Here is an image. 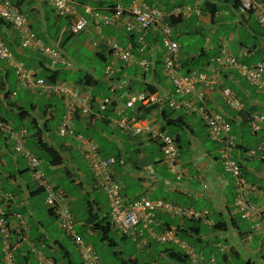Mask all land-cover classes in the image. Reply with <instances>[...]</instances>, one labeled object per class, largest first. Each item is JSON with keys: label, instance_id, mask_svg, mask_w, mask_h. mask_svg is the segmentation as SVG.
I'll use <instances>...</instances> for the list:
<instances>
[{"label": "crops", "instance_id": "1", "mask_svg": "<svg viewBox=\"0 0 264 264\" xmlns=\"http://www.w3.org/2000/svg\"><path fill=\"white\" fill-rule=\"evenodd\" d=\"M71 1L77 5V14L88 21L84 33L94 38L92 47L89 37L82 44L70 43L69 49H73L74 55L67 56V52L62 49L66 57L75 64L72 71L61 70L60 67L52 69L47 63L37 66L39 60L33 57L39 56L38 53L22 49L17 31L0 23L2 40L14 54L29 63L32 62V68L39 74L46 68L60 73L69 72V75H82L75 80L88 75L91 82L80 79V85H76L81 93L92 100L111 97L112 104L106 111L98 113L94 107L90 116H80L75 125L97 143L104 158L116 159L112 172L120 185V193L125 202L131 203L145 195L151 200L160 199L207 213L206 218L200 221H182L167 214L157 213L154 224L148 227L141 225L130 235L119 233L110 225L108 204L107 212H102L99 196L102 193L106 197L105 193L98 187V182L87 164L85 163L90 178L81 168L79 161L82 157L75 140L70 137L59 138L56 128L52 131L49 127L56 117L54 111L60 106L62 110L59 124L65 110V101L60 97L52 96V99L46 96V103L41 109L34 104L30 105V109H26L23 105L15 103L7 87L9 72L13 70L0 62V119L7 122L13 131L27 129L25 145L32 152L30 146H36L42 154L39 157L33 152L42 161L43 174L55 185L72 211L75 232L84 242L85 236L88 235L98 242L100 248L113 249L110 252L120 264H161L165 259L167 264H189L187 258L179 260L173 255L176 252L184 254L179 246L161 244L156 240V235L168 228L177 229L179 239L191 246L204 262L213 260L214 264H264V241L251 231V222L241 219L234 209L233 178L224 171L219 161V146L210 139L205 126L198 118L187 116L182 111H177L180 114L174 112L172 118L181 115L183 119L174 126L167 127L173 129L172 132L166 131L167 128L164 130L176 137L177 159L184 173L180 181L175 180L163 162L158 142L123 131L117 126L118 111H121L129 116L137 114L154 128L162 130L165 125L162 113L169 110L166 108V102L178 99L164 74L165 48L161 43L159 28H151L145 34L138 29L126 32L122 22H118L114 26H102L97 29L93 26L91 17L84 12L86 7L108 15L113 5L121 4L128 8L132 0ZM144 1L148 6L159 8L164 14L162 20L172 26V39L180 47L182 73L209 68L215 75L219 74L217 68L210 67V60L222 47L241 63H264V26L257 20L259 10H264V0H256V9L246 16L238 14L237 0ZM187 8L191 9L189 14L185 13ZM20 10L27 16L33 30L35 21L43 23V26L37 29L39 33H36L40 38L44 36L49 40L46 43L42 39L46 44L57 47L60 42L68 44L67 21L59 24L62 29L55 39L50 38V23L55 19V15L46 0H22ZM196 11L200 13L197 14ZM178 37L186 38L188 49ZM194 37L198 39L196 44ZM107 41H114L129 50L133 58L127 63L115 59ZM192 49H197L195 55ZM142 59L150 64L147 73L137 64L138 60ZM247 61L250 63H246ZM94 62L103 65L102 71L95 67ZM196 62L199 66L197 68L194 67ZM111 64H114L119 72L106 77L104 69ZM148 85L155 89L159 102L142 106L146 107L147 111L140 110V104H136L134 110L127 109L125 103L128 93L148 91ZM217 86L211 90L203 86L198 89L205 93L208 107L222 115L230 124V134L235 141L232 157L239 163L243 175L252 187L248 199L253 204L264 206V159L263 152L259 149V144L264 141V135H261L264 133V122L260 124L257 132H253L249 125L251 114L264 117V94L249 85L235 70L219 74ZM221 87L231 89L233 96L242 105L241 111H234L225 104L220 93ZM30 93L42 95L37 92ZM11 114L15 120L9 117ZM189 118L193 120L188 121ZM13 143L9 134H0V209L5 212L10 226L11 242L17 244L23 235L21 244L14 252V264H39V255L53 260L54 264H82L76 246L63 233L55 216L45 204L44 193L32 180L26 160L13 153ZM42 145L52 147L58 152L62 157L60 165L53 166L48 163L44 150L40 148ZM254 163H262V168ZM146 167H149L148 171ZM64 178L68 180L69 192L74 193L72 197L56 183H64ZM5 194H11L12 198L6 200L3 197ZM214 226L218 228L215 229ZM76 228L79 231H76ZM111 233L119 236V245ZM90 245L102 261L95 246ZM121 245L123 249L117 251V247ZM71 247L74 248V254L71 253ZM1 248L0 238V264L3 259ZM102 263L104 264L103 261Z\"/></svg>", "mask_w": 264, "mask_h": 264}, {"label": "built area", "instance_id": "2", "mask_svg": "<svg viewBox=\"0 0 264 264\" xmlns=\"http://www.w3.org/2000/svg\"><path fill=\"white\" fill-rule=\"evenodd\" d=\"M53 8L54 14L59 19L69 20V34L77 35L86 30L88 21L77 14V5L71 0H46ZM237 12L240 16H246L253 12L256 7V0H237ZM108 15L101 14L97 9L86 7L84 12L91 17L93 26H114L122 22L126 32L138 29L142 34L151 28H159L161 32V43L165 48L163 70L167 80L171 83L178 99H170L166 106L174 111H182L187 116H195L207 129L210 139L218 144L219 161L225 172L230 174L234 181L235 200L234 209L239 213L241 219L251 222V231L258 234L264 241V206L253 204L248 199L252 187L243 175L239 163L232 157L235 141L231 136L230 124L219 113L213 112L207 105L205 93L198 87L211 89L217 88L218 75L227 70H235L251 86L264 94V63L244 64L237 60L225 48L210 60V67L217 68L216 74L209 68L192 70L182 73V62L180 60V47L172 39V26L162 19L163 12L157 8L148 6L144 0H132L128 8L121 4H115L109 9ZM191 12L190 8L185 10L186 14ZM198 13V11H196ZM258 23L264 26V10L260 9L257 15ZM0 21L10 26L19 34V45L22 49L33 50L39 56L50 63V67L62 66L65 69H74V63L67 59L55 45L46 44L37 33L31 28L26 15L9 0H0ZM143 36V35H142ZM143 44L142 37L140 38ZM113 57L122 62H129L133 55L129 50L122 48L114 41H107ZM144 47V45H143ZM0 62L13 69L20 89L27 92H37L42 95L60 97L65 101V110L57 127L59 137H71L75 140L77 149L82 159L86 162L93 177L98 182V187L106 195L109 208L111 226L123 235H130L139 226L148 227L156 222V213H163L181 220L200 221L206 218V212H200L193 207L179 206L164 200H151L141 195L131 203L125 202L120 193V185L114 178L112 167L116 164L113 157H102L98 145L89 137L78 134L75 131L74 111L81 116H90L93 108L102 113L112 104L111 97H103L92 100L85 96L73 84L56 80L49 82L40 77L38 72L28 68L22 61H19L10 48L0 36ZM138 66L147 73L150 64L147 60H138ZM119 69L114 64L104 69V75L111 77L118 73ZM113 90V89H112ZM220 93L225 104L234 111H241V103L233 96L228 87H221ZM15 92L11 94L12 97ZM159 102L157 93L149 91L128 93L125 107L135 109L136 104L148 106ZM119 119L117 126L134 135L145 136L149 140L158 142L160 150L168 170L174 175L176 181H180L184 173L178 163V148L176 137L160 129L154 128L146 120L137 114L127 115L118 111ZM264 117L260 114L249 116V125L253 132L260 129ZM7 133L13 143V152L22 156L28 165L31 178L36 186L44 193L45 204L52 211L63 233L70 238L79 252L82 264H102L97 252L85 244L82 238L74 230V220L68 205L63 201L59 191L53 183L42 172V161L39 160L25 146V139L28 132L25 128L13 131L10 125L0 120V134ZM263 152L264 141L259 144ZM2 161L0 158V165ZM149 170V167H146ZM6 200L12 198L11 194L3 196ZM20 218V216L18 215ZM21 232L20 229H18ZM23 240V235L20 236ZM0 238L1 251L3 253L2 264H14V252L18 245L11 242V229L7 218L0 209ZM156 240L161 244H174L180 247L189 260V264H214L213 260L204 262L194 249L186 242L179 239L177 231L169 228L156 235ZM39 264H54V262L42 255L38 257ZM176 264V263H174Z\"/></svg>", "mask_w": 264, "mask_h": 264}, {"label": "rangeland", "instance_id": "3", "mask_svg": "<svg viewBox=\"0 0 264 264\" xmlns=\"http://www.w3.org/2000/svg\"><path fill=\"white\" fill-rule=\"evenodd\" d=\"M26 7V6H25ZM49 14V13H48ZM27 17V16H26ZM29 18V17H28ZM59 22H61V23H65V20H63V19H60L59 20ZM35 23H36V25H34V29H35V31L36 32H38L39 30H37L38 29V27L39 28H41L42 26H43V23L41 22H39V21H35ZM44 25H45V23H44ZM39 33V32H38ZM87 37H89V41H90V45H91V47H92V44H93V40H94V38L90 35V34H86V33H80V34H78V35H75L72 39H69V41H68V44H66L65 46H64V50L67 52V56H69V55H74V53H73V49L72 48H70L69 49V47H70V43L71 44H75L76 45V43H83L86 39H87ZM178 40L182 43V45H185L186 46V49H188V47H187V43H186V38L185 37H178ZM193 40H194V43L196 44V42L198 41V39L196 38V37H194L193 38ZM80 45V44H79ZM196 51H197V49H192V53H193V55H195L196 54ZM65 55H66V53H65ZM78 58H80V56H77ZM86 63H88L87 62V60H86ZM197 63L198 62H196L195 64H194V67H199L198 65H197ZM246 63H250V61H247ZM94 65H95V67L99 70V71H102V69H103V65L102 64H100V63H97V62H94ZM9 67V66H8ZM11 68V67H10ZM12 69V68H11ZM13 70V69H12ZM69 71H71V70H69ZM14 72V71H13ZM13 72H9V74H10V77H9V84L7 85V87L9 88V90L11 91V93H10V97H12L11 96V94L13 93V92H15L16 93V95L13 97V98H11V99H14V102L15 103H19V104H21V105H23V107L24 108H26V109H30L29 107H30V105H35V106H37V107H40V109L42 108V106L46 103V102H44V100H47V98H46V96H44V95H37L36 93H30V92H27V91H24V90H22V89H20V87H19V84H18V81H17V79H16V77H15V73L13 74ZM63 73V72H62ZM80 76H82V75H79V74H76V73H74V74H71L70 73V78H71V81L72 80H75V78L76 77H80ZM49 98V97H48ZM51 99V98H50ZM52 99H53V97H52ZM61 108H60V106L57 108V110L56 111H54V113H55V118L52 120V122L50 123V128H51V130L52 131H54V129L56 128L57 129V124H58V120H59V117H60V114H61ZM177 114H180L179 112H177ZM9 117H11V118H13L12 117V114L9 116ZM13 120H15L14 118H13ZM188 121H190V120H193V119H187ZM206 128V127H205ZM207 130V129H206ZM166 131H168V132H172L173 131V129H170V128H167V130ZM261 135H264V133H262ZM58 136V135H57ZM59 137V136H58ZM60 138V137H59ZM57 141V140H56ZM31 147V149L33 150V152L37 155V156H39V157H41L42 156V154L39 152V150L37 149V147L36 146H30ZM20 156V155H19ZM22 157V156H21ZM23 158V157H22ZM24 159V158H23ZM79 163H80V165H81V168L83 169V172H84V174L88 177V178H90V173H89V171H88V168H86V165H85V161H83L82 159L79 161ZM254 165L255 166H258V167H261L262 168V163H254ZM88 166V165H87ZM62 181H64V183H62V184H60V182H56L57 184L59 183V185H60V187H62L63 189H64V191L68 194V195H70L71 197H72V195L74 194V193H71V192H69V189H68V184H67V179H63ZM69 184H71V183H69ZM97 192H99V191H97ZM99 198H100V205L102 206V212L103 213H106L107 212V202H106V197L101 193V195L99 196ZM67 204V203H66ZM69 207V206H68ZM70 209V208H69ZM70 212H71V214H72V211L70 210ZM72 217H73V220H74V230H75V219H74V215L72 214ZM181 220V219H180ZM76 231H79L78 230V228H76ZM117 232V231H116ZM111 236H112V238H114L116 241H117V244L119 245L120 244V239H119V236L117 235V234H114V233H111L110 234ZM80 237V236H79ZM81 238V237H80ZM84 240H85V244H87V245H89V246H91L90 244H92V245H94L95 246V248L97 249V251L99 252V254L101 255V257H102V261L104 262V264H120V262L119 261H117L116 260V256H114V254H111V252H110V250H113V249H109V247H107V248H100V245L98 244V242H96L95 240H93L91 237H89L88 235L87 236H85V238H84ZM71 242V241H70ZM64 244L66 245V242L64 241ZM128 245H129V243H128ZM161 246V245H160ZM92 247V246H91ZM71 253H73L74 254V248L73 247H71ZM121 249H123V245H121V246H118L117 247V251H120ZM161 264H167V261H166V259L161 263Z\"/></svg>", "mask_w": 264, "mask_h": 264}, {"label": "trees", "instance_id": "4", "mask_svg": "<svg viewBox=\"0 0 264 264\" xmlns=\"http://www.w3.org/2000/svg\"><path fill=\"white\" fill-rule=\"evenodd\" d=\"M15 6H17L19 9L21 8V5H22V0H10ZM22 11V10H21ZM55 15V14H54ZM59 18L56 17L55 15V19H53V21H51L50 23V28H51V31H50V38L52 40L55 39L56 35H58V33L61 32V29L62 27L59 25L61 22H59ZM64 20V19H63ZM65 21H69L68 19H65ZM0 23H3L0 21ZM4 24V23H3ZM35 31V30H34ZM36 32V31H35ZM145 34V33H144ZM68 39H70V37H72L73 35L71 34H67ZM41 39L45 40V42L47 43L49 40H46L44 38V36H41ZM65 46L64 43H59V48L63 49ZM25 51H27V49H24ZM16 56V58L19 60V61H22L28 68H32L33 64L32 62H27L25 61L23 58L19 57L17 54H14ZM33 57V56H32ZM33 59L35 60H39V63L37 64V66H41V65H44L45 63H47L49 66H50V63L48 62L47 59L41 57L39 58V56H35L33 57ZM62 70V69H61ZM69 73V72H68ZM67 72H63V73H60L59 71H54V70H50V69H46L44 68V70L40 73V77H43L45 78L47 81L49 82H54L55 80H65V81H68V82H72L74 81L73 83L75 85H80V81L81 80H84V79H87L88 81L91 82V77H89L88 75H84L82 78H80L79 80H72L71 81V78H70V75L68 74ZM165 74V72H164ZM167 78V77H166ZM170 83V82H169ZM171 84V83H170ZM146 87V86H145ZM148 87V91L151 92V93H156L155 92V89L154 88H151L149 85L147 86ZM173 87V86H172ZM173 91H174V94H175V90L173 88ZM176 95V94H175ZM177 96V95H176ZM146 107H142L140 106V110L142 109H145ZM167 109H169L167 106H166ZM147 111V109H145ZM174 112H177V111H174V110H171L169 109L168 111H164L162 113V119L164 121V126L162 127V130L164 131L167 127H171V126H174L175 124L179 123L182 119H183V116L181 117V115H179V117H176V118H172V114ZM63 115V114H62ZM80 113L76 110L74 111V118H75V122L77 123L79 117H80ZM0 120H3V119H0ZM4 121V120H3ZM79 128V127H78ZM77 126L75 125V131L78 133V134H82L83 136H87V134L84 132V131H81V130H78ZM92 139V138H91ZM26 146V145H25ZM27 148V147H26ZM40 148L42 150H44V154L46 155L47 159H48V163L50 165H53V166H57V165H60L61 162H62V157L58 154V152L53 149L52 147H49V146H46V145H42L40 146ZM14 153V152H13ZM40 159V158H39ZM41 160V159H40ZM40 190V189H39ZM4 212V211H3ZM5 214V212H4ZM157 214V213H156ZM155 214V215H156ZM6 216V215H5ZM188 221H194V220H189V219H186ZM184 221V220H182ZM214 228H218V226H214ZM190 230V228H189ZM177 259L179 260H182L183 259H186L187 257L185 256V254H182L180 252H176L173 254Z\"/></svg>", "mask_w": 264, "mask_h": 264}, {"label": "clouds", "instance_id": "5", "mask_svg": "<svg viewBox=\"0 0 264 264\" xmlns=\"http://www.w3.org/2000/svg\"><path fill=\"white\" fill-rule=\"evenodd\" d=\"M10 1V0H9ZM11 2V1H10ZM237 8H238V2H237ZM200 12L198 11V13L197 14H199ZM69 22V21H68ZM68 33H69V31H68ZM80 34V33H79ZM78 35V34H77ZM73 36H75V35H73ZM6 44V43H5ZM8 46V45H7ZM57 47V46H56ZM60 51H61V53L66 57V55L64 54V51L61 49V48H59V47H57ZM222 48H225V47H222ZM221 48V49H222ZM226 49V48H225ZM11 50V49H10ZM227 50V49H226ZM12 51V50H11ZM234 56V55H233ZM67 58V57H66ZM68 59V58H67ZM69 60H71L70 58H69ZM72 61V60H71ZM73 62V61H72ZM74 63V62H73ZM259 63V62H258ZM75 65V64H74ZM61 68V69H63V70H66V71H69L68 69H65V68H63L62 66H56V67H54V68H52V69H56V68ZM75 68V67H74ZM32 69H34V68H32ZM35 70V69H34ZM73 69H71V71H72ZM37 71V70H36ZM38 72V71H37ZM38 75H40L39 73H38ZM56 81V80H55ZM62 81H65V80H62ZM66 82H68V81H66ZM69 83H71V84H73L74 86H76L74 83H72V82H69ZM77 87V86H76ZM78 88V87H77ZM75 124V123H74ZM58 127V126H57ZM26 129V128H25ZM27 130V129H26ZM28 132V131H27ZM56 133H57V129H56ZM77 133V132H76ZM28 137V136H27ZM60 138H62V137H60ZM65 138H67V137H65ZM71 138V137H70ZM90 138V137H89ZM26 140V139H25ZM93 140V139H92ZM97 144V143H96ZM29 149V148H28ZM30 150V149H29ZM31 151V150H30ZM32 152V151H31ZM33 153V152H32ZM36 156V155H35ZM37 157V156H36ZM103 157V156H102ZM38 158V157H37ZM39 159V158H38ZM40 160V159H39ZM58 190V189H57ZM171 203V202H170ZM50 210V209H49ZM51 211V210H50ZM51 213H52V211H51ZM53 214V213H52ZM54 215V214H53ZM110 219V218H109ZM110 225H111V223H110ZM112 227V226H111ZM169 229V228H168ZM175 229V228H174ZM176 231H177V229H176ZM178 235V234H177ZM93 248V247H92ZM53 261V260H52ZM54 262V261H53ZM102 262V261H101ZM103 264V263H102Z\"/></svg>", "mask_w": 264, "mask_h": 264}]
</instances>
